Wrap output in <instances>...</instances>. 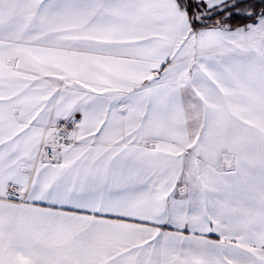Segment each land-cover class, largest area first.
I'll use <instances>...</instances> for the list:
<instances>
[{"label":"snow or ice","instance_id":"obj_1","mask_svg":"<svg viewBox=\"0 0 264 264\" xmlns=\"http://www.w3.org/2000/svg\"><path fill=\"white\" fill-rule=\"evenodd\" d=\"M0 264H264V0H0Z\"/></svg>","mask_w":264,"mask_h":264}]
</instances>
